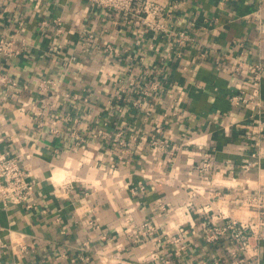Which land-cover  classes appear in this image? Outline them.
<instances>
[{
	"label": "crops",
	"instance_id": "crops-1",
	"mask_svg": "<svg viewBox=\"0 0 264 264\" xmlns=\"http://www.w3.org/2000/svg\"><path fill=\"white\" fill-rule=\"evenodd\" d=\"M156 1L169 3L175 27L197 36L172 61H161L168 39L88 0H0V38L25 44L16 57L0 55V74L17 82L0 81V151L17 156L29 172L36 202L0 205V264H229L235 240L210 245L202 238L205 223L225 221L214 191L227 194L228 218L259 221L257 207L244 198L264 199V74L261 112L229 97L248 84L246 74H231L241 52L264 64L257 29L264 0ZM129 74L158 79L161 88L139 105L121 100L118 107V83ZM49 77L57 86L41 90L38 80ZM158 125L174 153L150 149ZM118 129L134 143L127 162L117 157ZM73 132L84 138L81 144ZM205 150L213 155V172L250 176V186H205L195 169ZM257 152L260 161L245 171L242 164ZM127 220L156 225L160 244L152 237L128 247ZM103 233L107 239H100ZM177 234L186 244L179 256L171 241ZM82 254L92 260L71 261ZM242 255L245 264H264V239L258 256Z\"/></svg>",
	"mask_w": 264,
	"mask_h": 264
},
{
	"label": "built area",
	"instance_id": "built-area-1",
	"mask_svg": "<svg viewBox=\"0 0 264 264\" xmlns=\"http://www.w3.org/2000/svg\"><path fill=\"white\" fill-rule=\"evenodd\" d=\"M93 5L104 9L117 11L120 17L126 24L131 26L141 27L143 32L152 33L154 35H160L165 39H168L167 47L161 54V61H172L173 58L182 57L185 50L189 45L198 43L197 36L193 35L189 31L177 28L173 23L169 21L171 17V11L169 9V3H161L156 0H88ZM228 0H220L222 6ZM56 25V34L60 35L63 32V24L61 18L57 17L54 20ZM44 21L42 25H45ZM257 29L264 35V19H260L257 22ZM25 48L24 42L21 46L16 45L13 38L1 37L0 38V55L5 57H16L21 54ZM113 49L111 44L106 45V50L111 51ZM204 55V53H203ZM231 74L233 76H241L246 74L248 81L245 86H241L237 90L233 91L229 97V100L233 105L239 107H254L258 112H261L263 108V102L261 99V89L264 74V64L261 61H250L248 54L241 52L240 56L235 59L231 68ZM0 81L5 84L17 86V82L6 74H0ZM38 87L43 91L52 90L57 86V82L53 78H41L37 82ZM161 88L160 81L155 78L147 77L146 79L139 80L135 75L129 74L127 78L118 83V91L116 93V106H120L119 101L124 100L133 105H139L145 101L152 92L159 91ZM135 93L141 95L139 98L133 97ZM112 107V104H111ZM103 134H106L103 132ZM123 131H118L113 136V140L118 144L119 150L117 157L122 162H127L128 159L125 155L132 153L134 143L122 138ZM162 126L158 125L154 128L149 136L148 145L150 149L156 151H169L174 153L175 149L171 148V138H167L164 134ZM76 138V143L81 144L84 138L76 133H72ZM254 161H246L242 164V168L250 170L253 165L258 163L261 159L260 154ZM213 155L210 151L205 150L202 154V158L196 164V172L202 177V180L206 183L205 186L211 187L214 183H222L225 187L231 188L238 185L250 186V176H242L234 174L232 171L222 172L221 169L213 172ZM140 188L144 189V185L141 184ZM34 193V185L30 179L29 172L20 164L18 157L14 155H8L0 151V205L3 207H9L11 205L25 206L26 208H32L36 206L35 201H31ZM216 196V202L220 204L217 209L221 217L225 218L223 223L218 224H204L202 228V238L207 244H215L223 239L231 238L235 240V246L229 251L230 260L229 264H245V256L242 253H246L249 256H258L260 249V241L264 239V231H261L260 227L264 225V199L259 194H249L244 198V203L257 207V213L260 216L258 222H246L239 221L237 219L228 218V211L225 208L227 194L221 193L219 190L214 191ZM162 209H166L164 204L160 203ZM211 208L207 207V210ZM193 225V224H192ZM178 225H173L176 227ZM126 227L128 229V242L130 248H134L146 239L152 237L157 238V245L162 240L159 229L156 225L151 224L147 220L133 224L132 221H126ZM100 239H107L106 233L100 235ZM171 241L176 243L177 247L174 251L176 256H179L185 249L186 244L182 235L177 234L172 237ZM0 242V246H2ZM88 241L85 242V245ZM21 248H26V245H22ZM122 247H118V250ZM77 260L83 262H90L91 256L77 255L71 259L72 262ZM170 260L166 259L165 264H169ZM200 264H211L210 261L202 260ZM218 264V260L215 261Z\"/></svg>",
	"mask_w": 264,
	"mask_h": 264
}]
</instances>
